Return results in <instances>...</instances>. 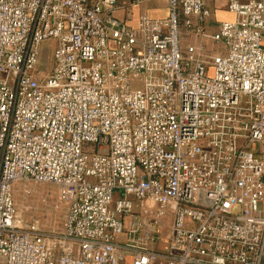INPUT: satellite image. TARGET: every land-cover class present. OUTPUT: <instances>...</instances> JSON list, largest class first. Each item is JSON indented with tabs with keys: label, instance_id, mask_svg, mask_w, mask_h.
I'll use <instances>...</instances> for the list:
<instances>
[{
	"label": "built area",
	"instance_id": "built-area-1",
	"mask_svg": "<svg viewBox=\"0 0 264 264\" xmlns=\"http://www.w3.org/2000/svg\"><path fill=\"white\" fill-rule=\"evenodd\" d=\"M118 1L0 0V264H264V0H212L214 32L205 0L135 27Z\"/></svg>",
	"mask_w": 264,
	"mask_h": 264
},
{
	"label": "rangeland",
	"instance_id": "rangeland-1",
	"mask_svg": "<svg viewBox=\"0 0 264 264\" xmlns=\"http://www.w3.org/2000/svg\"><path fill=\"white\" fill-rule=\"evenodd\" d=\"M55 46L54 40H49L42 46L40 62L43 69L46 64L51 65ZM58 193L57 188L50 184L18 182L13 187L14 206L25 221L37 219L45 231H59L66 206L57 201ZM161 248L164 249L165 246Z\"/></svg>",
	"mask_w": 264,
	"mask_h": 264
},
{
	"label": "crops",
	"instance_id": "crops-1",
	"mask_svg": "<svg viewBox=\"0 0 264 264\" xmlns=\"http://www.w3.org/2000/svg\"><path fill=\"white\" fill-rule=\"evenodd\" d=\"M131 1L134 0H119V9L116 12V16L123 20L129 27H135L138 17L141 15H146L152 19H162L166 17V6L164 2H142L140 4L134 5L128 11H125L124 7L128 6ZM239 1L244 2L246 0ZM205 2L211 13L208 24V30L210 32L216 31L219 23L233 20L234 16L226 11L224 3L213 2L212 0H205ZM158 246L161 248L164 247L165 244L162 243Z\"/></svg>",
	"mask_w": 264,
	"mask_h": 264
}]
</instances>
